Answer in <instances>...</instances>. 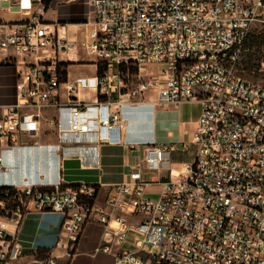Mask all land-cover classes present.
<instances>
[{
  "label": "built area",
  "instance_id": "1",
  "mask_svg": "<svg viewBox=\"0 0 264 264\" xmlns=\"http://www.w3.org/2000/svg\"><path fill=\"white\" fill-rule=\"evenodd\" d=\"M36 1L0 0V10L27 15L0 19V61L18 65L16 101L0 103V150L26 146L22 135L40 129L49 107L57 109L48 122L58 134L50 147L92 164L98 145L124 142L123 108L145 102L149 91L158 107L196 99L202 112L194 159L170 170L157 198L144 193L151 181L143 171L162 167L167 144L148 146L105 205L87 204L98 190L85 183L9 185L17 203L9 209L0 196V264H59L91 221L104 224L97 250L113 264H264V85L236 67L252 28L264 23V0H91L86 49L98 71L73 79L58 57L71 56L73 42L42 8L27 10ZM86 89L95 100L78 96ZM33 210L62 215L55 245L63 254L38 256L36 248L26 258L9 223Z\"/></svg>",
  "mask_w": 264,
  "mask_h": 264
},
{
  "label": "crops",
  "instance_id": "2",
  "mask_svg": "<svg viewBox=\"0 0 264 264\" xmlns=\"http://www.w3.org/2000/svg\"><path fill=\"white\" fill-rule=\"evenodd\" d=\"M24 3L27 4V1ZM40 8L43 9V19L49 23H59V34L73 42L71 56L62 51L58 53L60 62L66 63L67 77L69 69L72 77L74 74L72 67L74 66L71 63L83 62L87 58L84 55V52L87 51L86 43L89 42L90 32L94 27L92 1L51 0L48 8L42 1H36L27 10L36 11ZM48 11L55 12L56 17H50ZM26 17L27 15L21 11L0 10L1 20L20 21ZM9 55L13 58H20L13 50L9 51ZM3 56L4 54H0V58ZM93 62L95 61L93 60ZM17 71V64L0 61V90L8 91L4 100L0 102L1 104L16 101ZM97 71L98 67L96 73ZM82 91L84 90L78 94L80 98H82ZM93 92L91 90L89 93ZM156 96L155 92L149 91L145 94V102L127 105L123 108L124 142L122 144L98 145V164L85 162L80 156H63L60 149L50 147V144L58 142V134L56 127L51 125L48 119L56 117L57 109L55 107L45 109L40 118V129L31 135H22V142L26 146L15 147L12 150H0L4 165L3 169H0V185L20 186L25 182L36 185L58 182L64 184L85 183L97 188L96 203L105 205L112 185L122 182L128 177L133 165L146 155L148 146L167 144L171 148H168L164 155L162 167L156 171H143L144 177L151 181L145 187L144 193L157 198L162 189L161 180L169 176L170 170L180 169L183 162L191 161L194 158L195 152L192 159H178L180 156L188 155L190 146L195 145L193 133L202 112V102L192 99L183 101L178 106L158 107L152 102ZM62 100L66 99L62 97ZM132 145L136 147L133 148ZM123 215L130 222H135L138 219L129 214ZM61 222L62 215L56 211L33 210L27 212L18 225L10 222L9 228L16 233L17 241L28 259L38 247H49L51 248L50 253L55 255L63 254V249L55 245ZM93 229L95 232L91 236ZM92 237L93 241L88 248L86 247L89 242L88 238ZM105 238L104 224L98 221L86 223L80 234L76 252L71 256L60 258L59 264H113L111 255L97 250L98 245ZM97 257H100V263L93 260Z\"/></svg>",
  "mask_w": 264,
  "mask_h": 264
},
{
  "label": "rangeland",
  "instance_id": "3",
  "mask_svg": "<svg viewBox=\"0 0 264 264\" xmlns=\"http://www.w3.org/2000/svg\"><path fill=\"white\" fill-rule=\"evenodd\" d=\"M48 15L50 17H56V13L53 11H48ZM264 32V23H257L253 28L252 32L254 34H259V33ZM251 43V41H250ZM246 46V45H245ZM84 55L87 57L86 60L83 62H77V63H71L74 67H72V71H74L73 76L71 77L70 74V69L68 70V79L70 78H75L77 76H86V77H91L96 74V61L97 59L94 58V56L89 55L87 51L84 52ZM93 60L95 62H93ZM237 71L239 74H241L243 77L259 83L261 85H264V43L258 44V45H252V47H244L242 52L240 53L239 59L236 64ZM63 85V84H62ZM15 90V89H14ZM6 92L8 91L5 89L0 90V102L4 100V97L7 95ZM91 92L90 89H86L82 91V99L84 100H93L96 97V92L94 93H89ZM196 152V146L191 145L190 150L188 151V155L186 156H180L178 159H192L193 158V153ZM195 156V153H194ZM194 159V158H193ZM192 159V160H193ZM181 160V161H182ZM94 229L91 231V236L94 235ZM89 242L86 244V247L90 248V245L93 241L92 238H88ZM79 242V240H78ZM77 242V243H78ZM80 247V246H79ZM81 249V248H80ZM77 246L72 253L76 252ZM96 262L100 261V257H97L95 259ZM100 263V262H99Z\"/></svg>",
  "mask_w": 264,
  "mask_h": 264
},
{
  "label": "trees",
  "instance_id": "4",
  "mask_svg": "<svg viewBox=\"0 0 264 264\" xmlns=\"http://www.w3.org/2000/svg\"><path fill=\"white\" fill-rule=\"evenodd\" d=\"M43 4L45 5L46 8L49 7L51 0H42ZM251 41V43H250ZM264 43V32L259 33V34H254L251 33L248 40L245 43V47H252V45H258ZM60 65L62 66V69L64 71V77H66V63L65 62H60ZM104 66L100 65V68L102 69ZM17 194V191L15 188L11 187V186H7V185H2L0 186V196L2 198H4L6 200V206L7 208L11 209L13 207L16 206V201L13 200L14 196ZM97 194L98 192L96 191V193L87 200V204H92L96 198H97ZM77 246V243L73 249V251L75 250ZM51 248L49 247H38L37 249V255L38 256H47L50 254Z\"/></svg>",
  "mask_w": 264,
  "mask_h": 264
}]
</instances>
